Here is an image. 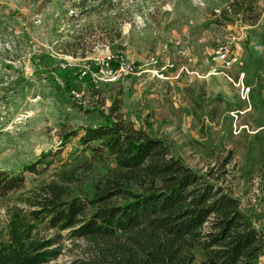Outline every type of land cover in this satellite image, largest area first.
<instances>
[{
  "label": "rangeland",
  "instance_id": "obj_1",
  "mask_svg": "<svg viewBox=\"0 0 264 264\" xmlns=\"http://www.w3.org/2000/svg\"><path fill=\"white\" fill-rule=\"evenodd\" d=\"M113 1L87 0L81 9L73 7L79 0H0V169L18 174L51 151L36 173H22L20 190L0 199V240L8 239L10 210L27 214L31 195L55 172L74 173L73 195L93 194L114 160L99 161L80 142L81 129L103 123L100 111L114 99L126 122L166 139L195 170L230 156L225 169L242 210L264 229V0H247L244 14L231 0ZM228 41L238 64L223 70L212 58ZM120 56L146 71L96 82L102 59L118 66ZM151 61L173 66L157 77ZM35 224L41 237L57 233ZM58 234L50 263L76 264L84 241ZM194 254L199 264L202 251ZM254 264H264V249Z\"/></svg>",
  "mask_w": 264,
  "mask_h": 264
},
{
  "label": "trees",
  "instance_id": "obj_2",
  "mask_svg": "<svg viewBox=\"0 0 264 264\" xmlns=\"http://www.w3.org/2000/svg\"><path fill=\"white\" fill-rule=\"evenodd\" d=\"M86 3L79 0L73 7L83 9ZM228 7L244 14L252 3L231 0ZM100 113L105 121L82 128L79 140L99 161L112 157L114 167L95 183L92 195H73L77 178L61 171L33 192L27 214L13 207L8 239L0 240V264H51L59 252V230L84 241L76 264H193L195 248L204 257L199 264H254L264 249V229L242 210L234 177L225 169L230 156L207 170H195L166 139L126 122L116 99ZM50 154L23 164L18 174L0 169V199L20 190L22 173H36ZM38 221L57 236H39Z\"/></svg>",
  "mask_w": 264,
  "mask_h": 264
},
{
  "label": "built area",
  "instance_id": "obj_3",
  "mask_svg": "<svg viewBox=\"0 0 264 264\" xmlns=\"http://www.w3.org/2000/svg\"><path fill=\"white\" fill-rule=\"evenodd\" d=\"M231 41H228L217 47L215 50V54L213 56V60L220 62V66L223 70H229L238 64V57L236 55L231 54ZM118 66H113L110 59H102L100 62L99 68L92 73L94 80L97 82H114L122 77L127 75H138L141 72L146 71L147 68H141V66H136L133 63L128 62L124 57L120 56L116 60H114ZM151 68L155 76L165 78V72L168 68L172 67V64L164 63L162 65H156L155 61H151ZM82 75L86 74V71H82ZM227 77L228 75L225 74Z\"/></svg>",
  "mask_w": 264,
  "mask_h": 264
}]
</instances>
